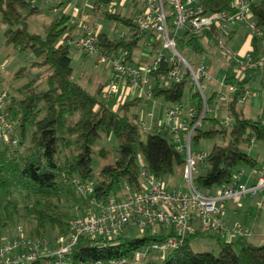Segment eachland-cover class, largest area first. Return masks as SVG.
<instances>
[{
	"label": "trees",
	"instance_id": "16d2710c",
	"mask_svg": "<svg viewBox=\"0 0 264 264\" xmlns=\"http://www.w3.org/2000/svg\"><path fill=\"white\" fill-rule=\"evenodd\" d=\"M111 1L96 2L107 4ZM200 1L205 12L234 10L232 0ZM39 10L29 0H0L5 44L21 52H33L36 59L32 66L43 68V73L36 74L13 89L5 108L15 124L19 143L15 147L0 144V228L22 219L30 225L25 229L27 235L53 238L59 234L66 235L68 220L80 216L90 201L105 203L126 185L132 191L140 189V162L149 174L164 180L165 177L182 173L185 159L171 139L170 132L153 129L147 131L146 138L142 139L139 117L131 111L138 105V98L124 101L118 109L113 110L105 102L102 84L94 92H89L73 79L69 54L71 46L59 41L65 32L73 31L66 24L68 15L60 14L52 18L44 25L42 36L30 32L27 22L28 16ZM251 14L260 31V34L251 36L253 48L250 52L255 57L264 51V0L252 3ZM104 16L113 19L116 24H131L130 16L116 12ZM237 25L244 26L251 34L244 23ZM236 26L230 29L227 41L232 39ZM98 36L102 52L117 55L125 51V60L129 62H133L135 49L147 45L144 43L147 34L143 38H118L100 32ZM218 36L219 32L215 28L183 30L176 37V46L190 47L201 53L205 44ZM160 44L161 39L158 38L150 46L154 50ZM233 58L229 56V60ZM141 60L144 58H139L137 64ZM166 69L167 64L162 62L158 69L148 75L155 79L154 86L150 88L152 99L162 98L168 105L180 104L187 80L166 82L161 77ZM231 69L230 62L222 79L224 84L235 86L227 102L230 124L224 125L217 116L207 114L191 138V143L196 144L201 139L218 135L225 140L223 144L214 143L211 146L194 177L196 188L204 193L230 185L242 166L258 169L261 165L257 156L252 154L250 143L253 137L254 143L264 147V120L262 117H247L243 109L237 108V102L245 90L258 91L260 95L264 91V63L248 69L241 77L233 75ZM24 71L21 68L17 75H23ZM42 75L46 88L39 86ZM254 81L260 83V89L251 86ZM196 96H199L197 108H200L201 97L191 89L189 98ZM214 96L205 98L210 107ZM110 133L118 141L117 158L102 165L96 174L92 167L93 147L102 134ZM108 152L104 147L98 150L102 156ZM76 178L80 182L92 183L93 192L78 194L72 182ZM168 235L160 227L155 234L144 231L138 237L122 235L115 243L105 241L100 245H90V239L81 236L71 255L72 264L122 257L131 259L137 249ZM198 235L186 237L179 247L166 253L158 264H264V241L253 244L245 236L225 241L214 234L219 251L213 254L210 251L192 250L190 239ZM31 264L43 262L36 260Z\"/></svg>",
	"mask_w": 264,
	"mask_h": 264
},
{
	"label": "built area",
	"instance_id": "2783aa9c",
	"mask_svg": "<svg viewBox=\"0 0 264 264\" xmlns=\"http://www.w3.org/2000/svg\"><path fill=\"white\" fill-rule=\"evenodd\" d=\"M66 1L71 9L67 14L66 24L73 31L65 32L59 41L87 55H96L97 63H103L113 70L105 88L108 97L121 95L120 102L123 103L125 95L134 91L143 101L152 99L151 90L145 89L144 83L149 73L158 69L162 62L167 64V69L161 76L166 82L187 80L196 87L193 92L200 95L202 104L200 108L190 107L186 119L181 121V104L165 109L170 137L178 143L177 146L184 155L182 176L186 190L170 188L167 182L149 174L140 162V189L132 191L126 185L120 193L110 196L105 203L90 201L80 216L68 220L66 235L59 234L53 238L32 237L23 231L22 226H18L17 234L0 243V264H31L36 260H41L43 264H72L71 255L81 236L89 238L90 245H100L105 241L115 243L132 227L153 234L156 233L155 229L163 227L165 234L169 235L137 249L131 259L122 257L80 264H156L170 250L179 247L186 237L196 233L216 234L223 236L225 241L245 236L244 227L239 224L227 225L222 214L228 201L239 205L242 198L254 197L257 193L264 192V164L259 169L260 175L249 185L239 182L243 172L240 170L234 175L230 185L218 187L211 193H204L196 188L194 177L203 165L207 152L192 150L191 138L194 130L202 125L208 112L214 108L207 104L200 86L202 78L209 79L204 59L195 64L184 59L176 50V37L180 30L200 31L215 28L219 32L218 44L224 48L221 38L227 37L230 29L239 23L246 25L250 36L260 34L251 14V5L257 0H232L234 10L231 12H205L200 0H132L137 3V8L130 16L131 28L125 31L115 27L114 36L143 38L147 34L144 42L147 46L160 38L162 47L167 51H158L152 60L140 64L125 60V51L117 55L102 52L98 44L100 30L98 21L93 19L115 13L114 0L107 4L97 3V0H84L83 4L80 0ZM77 28L80 32L76 34ZM231 56L235 58L237 53L232 52ZM262 63L264 54L253 57L250 50L245 52L237 60L239 77L248 69H254ZM234 91L235 86L230 85L229 94ZM254 96L253 91L245 90L239 100L245 101ZM261 98L264 111V91ZM8 102L7 91H0V144L15 147L19 143V136L5 109ZM223 109L227 111V103L223 105ZM230 121L229 115L220 120L224 125L230 124ZM250 148H254L253 137ZM72 182L78 194L93 192L90 182H80L79 178Z\"/></svg>",
	"mask_w": 264,
	"mask_h": 264
},
{
	"label": "rangeland",
	"instance_id": "374dc122",
	"mask_svg": "<svg viewBox=\"0 0 264 264\" xmlns=\"http://www.w3.org/2000/svg\"><path fill=\"white\" fill-rule=\"evenodd\" d=\"M30 1V0H29ZM47 1L50 2V5L54 3L53 0H35L36 6L40 9L39 12L34 13L27 18L28 22V30L32 33L44 35V25L48 23L52 18L61 14L62 8L55 12L47 9ZM83 0H80L82 3ZM115 2V10L116 13L121 15H128L132 9L137 8V3L132 0H114ZM123 2H125V6H122ZM79 3V4H80ZM128 7L130 9H128ZM100 32H105L109 36H114V28L118 27L121 30L127 31L131 28L128 26L117 25L113 19L108 18H99L98 21ZM5 29V25L1 22L0 17V91L6 90L8 95L10 96L13 89L20 85L26 83L29 79L34 78L36 74L43 73V68L39 66H32L33 61L36 59L33 52H21L10 45H6L4 41L3 31ZM182 30L179 31V33ZM80 32L79 29H76V34ZM242 34L241 30L235 33V37L233 39L227 41L226 37L221 38V42L225 43L224 48L221 47L218 43V38L214 37L209 41V43L205 44V49L203 52L198 53L193 51L190 47L181 48L179 46L176 47V50L179 55H181L184 59L189 61L190 63H197L200 59H204L207 70H208V78H202L200 80V86L202 88V93L205 98H209L214 95V100L211 103V106L214 108L213 111L208 112L209 116H218L219 118H225L227 116L226 110H221L223 105L225 106L229 99V87L230 85L224 84L222 79L224 76V72L226 67L231 62L232 65V74L235 76H240V73L237 70V57L229 60V56L232 52L238 51V47L235 43V39ZM236 44V45H234ZM149 50V49H148ZM144 48H137L133 52V62H136L137 58L141 53H144ZM158 51H163L167 53V51L162 47V44L158 45L156 49L152 50L151 54H148L146 57L147 61L152 60ZM71 58V66L73 68V79L80 83L87 91L94 92L101 81L107 77L108 71L104 68V64L97 63L96 55H87L83 51L71 47L70 51ZM264 54L263 53H259ZM24 68L23 75H17L18 71ZM44 75V74H43ZM41 76L39 79L40 88H46V83L44 76ZM162 81V79H161ZM155 84V79L151 77H147V82L144 85L145 88H151ZM251 86H253L256 90L261 88L260 83L257 81L252 82ZM196 87L190 85L188 82L185 85L184 93L181 101V110L188 111L190 107H197L199 104V96L194 97L193 99L189 98L190 90L194 91ZM258 92V91H257ZM222 95V96H220ZM259 95V93H258ZM257 95V96H258ZM158 102H164L162 98L156 99ZM251 100L248 98L246 101L237 102V108L243 109L244 113L247 117L256 119L257 117H262L264 119V111L261 108L255 107L251 104ZM178 105V103L174 104ZM141 106H136L131 109L132 112H136L138 117L142 113ZM142 139L146 138V132L149 131L145 129L143 126H140ZM214 143L223 144L225 140L222 139L220 135L214 138H204L201 139L197 144L191 143L192 150L208 152L211 146ZM178 145V143H176ZM258 148H261L260 144H257ZM104 147L109 152L105 156H102L98 153V150ZM117 148L118 141L114 134H102V136L96 141L92 153V167L94 173H98L99 169L102 165L111 163L117 158ZM252 154L257 156L260 164H264L263 154L259 153V150H252ZM260 154V155H258ZM141 161V159L139 158ZM240 169H244L245 175L249 172L257 173L256 176L260 175L259 168L251 169L247 166H242ZM259 173V174H258ZM165 182L168 183L170 188H178L180 190H186V185L182 176V173L165 177ZM262 202L261 206L257 204ZM235 211L238 214L239 219H235L234 224H239L244 228L248 229L249 235L246 234V239L253 244H261L264 241V192H259L254 197H244L239 201V205H235L232 202ZM253 205V209L251 212L248 211L246 214V206ZM259 209L262 210L259 213ZM246 217V218H245ZM249 218V224L245 225L243 222L245 219ZM231 225V226H232ZM18 226H22L23 231L28 228L30 225L19 219L13 225H9L4 228H0V243L4 240L13 237L18 233ZM158 229H155L157 232ZM26 233V232H25ZM252 234V235H251ZM125 236L128 237H138L141 235V231L137 228H128L124 233ZM211 243L212 246H206L207 243ZM190 245L192 250L196 252L210 251L213 254H217L219 248L216 243V238L213 234L203 233L198 236L192 237L190 239ZM236 250L238 247L236 246ZM132 264H144L143 262H136ZM158 264V263H156Z\"/></svg>",
	"mask_w": 264,
	"mask_h": 264
},
{
	"label": "crops",
	"instance_id": "0c3cea01",
	"mask_svg": "<svg viewBox=\"0 0 264 264\" xmlns=\"http://www.w3.org/2000/svg\"><path fill=\"white\" fill-rule=\"evenodd\" d=\"M30 1L32 2L33 5H35V6L37 5L35 0H30ZM53 1H54V3L51 4V5H50V2L47 1L48 2L47 3L48 4L47 5L48 6L47 9L48 10L57 12V11H59L62 8L61 14H66L67 15V14L70 13V11H71L70 5L67 3L66 0H53ZM197 1H199V0H195V2H197ZM84 2L85 1L83 0L81 4H83ZM122 6H125V2L122 4ZM128 9H130V8L128 7ZM133 10L134 9H132L131 12L128 13V15H123V16H128V17L131 16V14L133 13ZM99 18H105V16L95 17L93 19V21L94 20L99 21ZM117 25H121V24H117ZM121 26H123V25H121ZM240 30H241L242 34L240 36H238L237 39H235V43L239 44V45H237V47H238L237 50L238 51H236V53H237L236 57L242 58V56L245 54V52L251 50L253 48V46H252V37L248 34V31H247V29L244 26L237 25L234 28V34L237 33ZM233 37H235V35L232 36V39H233ZM236 44H234V45H236ZM143 48L145 50L144 53H141L140 56L137 58V60L139 58H141V57L144 58V60H141V63L147 61L146 57L150 53L149 52L150 49L152 50V47L151 46H147V45L143 46ZM137 60H136V62H131V63L137 64ZM104 68L106 69V71H108V74H107V77H105V79L99 83V85L102 84L103 87H104L103 88V97L105 99V102L113 110H116V109H118L120 104H122L120 102V96L121 95H118V96H115V97H108L107 96L105 88H106V84H107L108 80L110 79V77H112L113 70L111 68H109V67H106L105 65H104ZM146 82H147V78H146ZM146 82L144 83V85L146 84ZM147 89H150V88H147ZM257 95H258V92L255 93L254 97H251L249 99L252 102L251 104H253L255 107L261 109L262 105H263V99L261 98L260 93H259L258 96ZM134 98H138L139 99V103H138L137 106L138 107L141 106L140 109L142 111V113L139 116V122L142 123L141 125L145 129H148V130L159 129L161 132H164V131L170 132V128H169V126H168V124L166 123V120H165L166 119V117H165V109H166V107L174 106V104L173 105H168L165 102H161V101L158 102L156 99H149L147 101H143L137 96V93H135L134 91H132L131 93L129 92L128 95H125V101H129V100H132ZM221 110H224V109L222 108ZM186 116H187V111H182L181 121L186 119ZM219 119H221V118H219ZM182 135H183V132H182ZM257 149L259 150V153L263 154V156H264V147L261 145V148L259 149L258 145L256 143H254V148L251 149V150H257ZM260 154H258V155H260ZM263 161H264V158H263ZM261 167H262V165H260L259 169ZM241 170L243 171L241 176H240V178H239V182H241V183H245V184L249 185L257 177L256 176L257 173L249 172L248 174L245 175L244 169H241ZM258 172L260 173V170ZM261 204H263V203L260 202L257 205L261 206ZM246 208H247V210H246L247 213L246 214H248V211L249 212L252 211L253 205L246 206ZM260 211H262V210L259 209V213H260ZM222 219L229 226H231L234 223L235 219H239L238 214L235 211L234 206H233L231 201H228L225 204V210H224V212L222 214ZM243 223L245 225H248L249 224V218L245 219ZM244 229L246 230L245 236H246V234L249 235L248 229L247 228H244ZM219 237H220V239L225 240L223 236H219ZM234 239H235V237L232 238L231 240H234ZM216 243H217V240H216ZM207 244L208 245H206V246H212L211 243H209V242Z\"/></svg>",
	"mask_w": 264,
	"mask_h": 264
}]
</instances>
